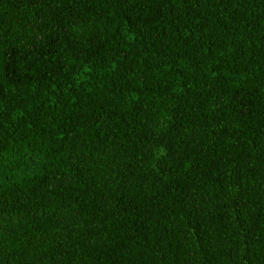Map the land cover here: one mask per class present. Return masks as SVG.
Instances as JSON below:
<instances>
[{"label": "trees", "instance_id": "trees-1", "mask_svg": "<svg viewBox=\"0 0 264 264\" xmlns=\"http://www.w3.org/2000/svg\"><path fill=\"white\" fill-rule=\"evenodd\" d=\"M0 264H264V0H0Z\"/></svg>", "mask_w": 264, "mask_h": 264}]
</instances>
